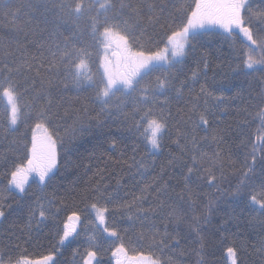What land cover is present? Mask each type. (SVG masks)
<instances>
[{
    "label": "snow or ice",
    "instance_id": "6c2138e0",
    "mask_svg": "<svg viewBox=\"0 0 264 264\" xmlns=\"http://www.w3.org/2000/svg\"><path fill=\"white\" fill-rule=\"evenodd\" d=\"M21 12L26 19L16 23ZM9 14L13 17L14 35L0 37V99L6 101L0 123L6 125L5 132H13L24 122L32 135L30 143L25 140L16 145L15 150L21 153L20 163L9 166L6 158L0 165L6 168V184L0 192V220L12 211L27 209L25 229L31 232L40 230L50 217L58 216L64 201L57 203L55 194L31 200V183L44 193L60 172V149L68 157L63 165L66 168L73 164L74 150L82 147L77 142L93 135L106 137L109 119L120 114L121 122L129 124V131L134 130L145 143L146 155L153 157L151 161L134 156L131 163L120 161L128 163L130 170L135 169V176L143 178L155 168V157L163 152L166 139L176 151H169L159 173L133 193L131 200L121 202L120 181L114 192L97 182L76 193L81 202L93 201L85 203L83 211L95 212L96 220L109 236L118 237L119 232L115 223L108 226V204L113 205L112 212L126 214L133 224L140 222L141 231L129 243L143 249L148 241L150 251L133 249L135 254L129 256L121 243L112 253L117 257L116 264H162L155 250L161 245L167 248L173 242L180 243L177 236H172L165 244L170 225L177 229L186 225L188 233L195 234L198 247L190 251L196 255L197 264H207L204 256L212 241L202 232L225 196L229 208L239 207L241 213L259 217L264 230V9L253 11L250 0H194L186 6L178 4V0H22ZM59 28L70 34L61 40ZM216 29L227 34L225 39H239L242 47L232 48L236 53L232 75L243 77L250 85L257 81L262 86L258 92L249 91L244 96L241 89L233 97L216 96L201 83L199 91L192 94L194 85L202 75L206 76L209 61L201 55L190 76L185 75V64L189 55L196 56L198 38L221 35ZM93 50H97L96 55L99 50L104 53L100 57L103 73L99 78L91 74ZM201 63L203 69L199 67ZM154 73V78L145 81ZM213 86L231 91L235 85L229 82L226 86L213 77ZM68 91L77 96L65 97L63 93ZM89 92L83 98L79 95ZM228 99L240 100L243 105L235 109V131L232 125L213 127L218 123V112L229 111L220 107ZM173 101L183 103L175 113ZM66 103L78 106L71 109L75 116L62 136L61 128L70 115ZM129 104L131 111L125 112ZM173 120L175 123L170 124ZM254 124L257 127L253 130ZM200 132L204 135L200 136ZM230 134L239 138L237 148L245 149L239 168L231 155L226 160L222 148ZM212 145L215 150H206ZM110 147H117L115 140ZM226 162L237 181L228 192L221 187ZM29 177L33 179L30 181ZM5 192L10 195L4 196ZM9 199L15 200L16 208L8 203ZM145 203H149L148 208L143 207ZM229 219L235 217L230 215ZM80 220L76 211L67 217L61 244L77 232ZM158 222L163 224V233ZM227 223L221 220L222 225ZM225 251L230 264H240L239 251L234 246ZM54 252L55 249L31 259L6 251L0 253V264H56ZM258 252L264 254V241ZM95 257L96 252L89 250L84 264H92ZM169 264H174L171 258Z\"/></svg>",
    "mask_w": 264,
    "mask_h": 264
},
{
    "label": "trees",
    "instance_id": "16d2710c",
    "mask_svg": "<svg viewBox=\"0 0 264 264\" xmlns=\"http://www.w3.org/2000/svg\"><path fill=\"white\" fill-rule=\"evenodd\" d=\"M22 0H0V37L8 38L14 35V29L12 20L13 17L9 14L14 10ZM189 3H194V0H178V4L186 6ZM253 11H260L264 9V3L262 0H250ZM26 19L23 12L20 13L16 23H22ZM60 33V39L64 36H68L70 33L63 28L58 29ZM217 31V30H216ZM221 35H208L198 38L197 53L196 56L189 55L187 63L185 64V75L190 76L191 70L197 67V60L201 55L206 56L209 61V66L206 72V76L202 75L199 83L194 85L193 95L199 91L201 83H205L208 86V90L213 92L214 95L219 96L223 94L225 97H233L238 91L243 89L242 95L247 96L249 91L258 92L261 85L257 81H252L251 85L249 81L243 77H234L232 75L233 69L236 66V60L234 59L236 53L232 51V48L239 49L242 47L239 39H233L228 37L227 34L221 31ZM238 32V31H237ZM79 46V45H78ZM94 51V60L90 65L91 74L95 78H99L101 74L99 71L100 62V50L96 55L97 50ZM203 69V64L199 65ZM146 77L145 81L154 78ZM257 77L259 74H256ZM213 77L216 82L223 81L227 86L229 82L235 86L231 88V91H226L213 86ZM184 77L182 76L181 79ZM143 83V82H142ZM177 87L179 84L177 83ZM185 96L188 95V89L184 90ZM89 93H79L83 98ZM65 97H76L77 93L74 91H68L63 93ZM59 99V97H57ZM203 103V98H201ZM212 103H215L214 101ZM75 104H65V107L69 108L70 115L64 123V127L61 128V135H64V128H68L72 125L75 113L71 111L73 107H77ZM240 100L228 99L221 108L229 109L226 113L218 112V123L213 124V127H227L232 125L233 131L236 126V114L235 109L242 107ZM95 107L96 111L99 110L98 106ZM178 107H183V103L177 104L173 101L172 111L176 112ZM6 105L3 99H0V117L5 112ZM63 111V109H61ZM125 112L131 111V104L128 108L124 109ZM91 115H95L92 112ZM178 119V118H177ZM123 116L120 114H113L109 119V123L106 126V130L109 135L106 137H97L93 135L91 137H85L83 140H79L77 143L82 147H77L71 155L73 164L64 167V160L68 157L63 156V149H60L61 169L57 174L56 181L50 185L41 193L35 183H31L29 187L30 199L35 200L37 196L47 195L51 197L55 194L57 203L62 199L64 204L59 215L55 218H49V220L41 227L40 230H33L28 232L25 229L27 223V209L23 212L12 211L6 218L0 220V253L11 251L15 256L26 255L31 259H38L41 256L48 255L54 252V259L56 264H83V259L89 250L96 252V259L94 264H116L117 257L112 255L113 250L124 243L128 250V255H134L135 251L143 250L146 253L150 251L148 248V241L144 242L143 249L140 246L129 243V240H135L138 233L141 231L140 222L136 221L135 224L128 221L126 214L114 213L111 211L112 204H108L107 207L110 212L107 216L108 226L112 227L115 223L119 236L115 238H108L104 235L102 230L96 225L94 215L92 211H83L85 203L91 204L93 201L88 200L81 202V198L76 193H80L85 188H91L97 182L108 187L109 192L117 190V181H120L119 195L121 202L124 199L131 200L133 193H138L139 188L144 183H149L151 178L159 173L160 167L166 162L169 151H176L175 146L169 147L166 139L163 152L155 157V168L150 169L146 176L141 178L135 176V169H129L128 163H131L133 156L137 160L146 158L148 161L153 160L152 156H147V149L145 143L135 131H129V124L122 123ZM29 124L31 121L28 122ZM175 123V121H170ZM5 124L0 123V165L4 164L5 159L9 161V166L12 163H20L18 157L20 152L16 151V145L23 144L25 140L29 143L31 141V130L24 122L19 123L16 130L13 132H5ZM257 125H253L254 130ZM200 136L204 133L200 132ZM174 138V137H173ZM70 136L65 137V144H68ZM226 142L222 145L225 158L231 155L232 159L237 161L236 167L239 168L240 161L243 159V152L245 149L237 148L239 145V138L234 134L226 136ZM115 140L117 147L112 149L110 147L111 141ZM206 150H215V145ZM26 160V158H25ZM120 161H127L128 163L121 164ZM6 168L0 166V192H2L6 180L3 178V173ZM224 178L221 183V187L226 191H231L232 186L236 184V177L233 174V170L228 166L227 162L224 168ZM219 175V170L217 171ZM258 183V180L256 181ZM179 191V189H177ZM215 191V189H211ZM4 196L10 195L9 193H3ZM220 194L217 193V196ZM74 197V198H73ZM152 197L149 196L151 201ZM9 204L16 208L15 200L9 199ZM103 201L101 204L103 205ZM144 208L149 207V203L143 205ZM39 209H37L38 214ZM76 211L80 214L81 220L79 221L78 230L70 240L65 244H60V236L63 234V224L67 220V217ZM234 216L235 219H229V216ZM228 221L227 224H221V220ZM260 218L255 214H249L247 212L241 213L239 207H228V198L225 196L224 201L221 202L219 211L212 214L210 222L204 225V231L202 235L211 237V245L206 250L204 259L207 264H227L225 259V250L229 246H234L240 255V264H261V260H264V254L258 252L261 246V242L264 241V230H262L259 223ZM35 224V221L33 222ZM159 231L163 233V224L158 222ZM127 230V231H126ZM169 237L165 241V244H169L172 236H177L180 243H171L167 248L161 245L160 249L155 250L156 257L159 258L162 264H169V258L174 264H197L196 255L190 250L198 247V244L194 243L196 237L195 234H189L186 225H182L179 229L175 225H170L168 228ZM179 233V235H177ZM159 240V237H157ZM120 258L123 256L120 254Z\"/></svg>",
    "mask_w": 264,
    "mask_h": 264
},
{
    "label": "rangeland",
    "instance_id": "374dc122",
    "mask_svg": "<svg viewBox=\"0 0 264 264\" xmlns=\"http://www.w3.org/2000/svg\"><path fill=\"white\" fill-rule=\"evenodd\" d=\"M216 30L222 32L221 29H216ZM237 31H238V30H237ZM103 55H104L103 51L100 50V57H102ZM109 55H110V53H109ZM99 71H100L101 74L103 73V69H102L101 66H100V62H99ZM3 100H4V99H3ZM4 103H5V105H6V101H5V100H4ZM32 179H33L32 177H29V180H30V181H31ZM92 213H93V215H94L96 225L102 230V232L104 233V235H105L106 237H108V238H115V237L109 236L107 233H105V232L103 231V226L100 225L99 222L96 220V214H95V212L92 211ZM78 227H79V222H77V230H78ZM70 238H71V237H70ZM70 238H69L68 240H66L63 244H61V243H60V244H61V245H65V244L70 240ZM86 257H87V254H86V256L84 257V259H85ZM84 259H83V264H84ZM95 259H96V257L92 260V264H94ZM225 259H226V263H227V264H230V262H229V260H228V258H227V254H226V252H225Z\"/></svg>",
    "mask_w": 264,
    "mask_h": 264
}]
</instances>
